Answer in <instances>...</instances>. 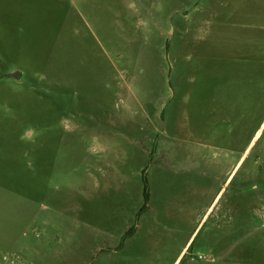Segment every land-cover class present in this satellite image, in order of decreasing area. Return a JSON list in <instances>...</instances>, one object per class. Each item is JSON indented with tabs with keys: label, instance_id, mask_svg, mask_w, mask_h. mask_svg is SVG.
I'll return each mask as SVG.
<instances>
[{
	"label": "rangeland",
	"instance_id": "rangeland-1",
	"mask_svg": "<svg viewBox=\"0 0 264 264\" xmlns=\"http://www.w3.org/2000/svg\"><path fill=\"white\" fill-rule=\"evenodd\" d=\"M260 167L264 0H0V264H172L231 173L177 264H264Z\"/></svg>",
	"mask_w": 264,
	"mask_h": 264
},
{
	"label": "crops",
	"instance_id": "crops-1",
	"mask_svg": "<svg viewBox=\"0 0 264 264\" xmlns=\"http://www.w3.org/2000/svg\"><path fill=\"white\" fill-rule=\"evenodd\" d=\"M231 175H232V173L229 175V177L227 179H222L221 180L218 190L216 191V193H215L214 197L212 198V200L207 204L206 209L203 212L200 220L198 221L195 230L191 233V235L189 236V238L185 242L184 246L182 247V249L180 250L179 254L177 255V257L175 258V260L173 261L172 264H177L178 261H180L179 263H181L182 260L184 259L185 253H187L189 251L188 250L189 248L187 249V247H188V245H189L194 233L196 232L198 227L201 225V223L206 218H207L206 220H208L211 217L213 212L216 210L219 201L224 196V194L227 192V189L230 187L232 181L234 180V179H230Z\"/></svg>",
	"mask_w": 264,
	"mask_h": 264
},
{
	"label": "flooded vegetation",
	"instance_id": "flooded-vegetation-1",
	"mask_svg": "<svg viewBox=\"0 0 264 264\" xmlns=\"http://www.w3.org/2000/svg\"><path fill=\"white\" fill-rule=\"evenodd\" d=\"M246 152H247V150H245L244 152H243V156L246 154ZM256 172V171H255ZM257 174H255L254 175V172L252 171L251 173H250V178H252V177H259L261 180H263L264 179V168L263 167H260L259 169H257V172H256ZM256 180L255 179H244V184L245 183H247V184H251V191H252V193L253 194H255V196H261V195H257V190L259 189V187H258V185L256 184V182H255ZM241 183V182H240ZM254 191V192H253ZM235 193H236V195H238L239 193H240V191L239 192H236V191H234ZM256 197V198H257ZM260 198V197H259ZM252 209H254V207H252ZM257 209V208H256ZM262 217L260 216V219H261Z\"/></svg>",
	"mask_w": 264,
	"mask_h": 264
},
{
	"label": "trees",
	"instance_id": "trees-1",
	"mask_svg": "<svg viewBox=\"0 0 264 264\" xmlns=\"http://www.w3.org/2000/svg\"><path fill=\"white\" fill-rule=\"evenodd\" d=\"M144 202H145V204H144V206L141 208V210H140V212H143L144 210H145V208H146V203H147V201H148V193H147V190H146V182H145V188H144ZM131 232L133 231V228L130 230ZM191 249V247H189V249L188 250H190Z\"/></svg>",
	"mask_w": 264,
	"mask_h": 264
},
{
	"label": "water",
	"instance_id": "water-1",
	"mask_svg": "<svg viewBox=\"0 0 264 264\" xmlns=\"http://www.w3.org/2000/svg\"><path fill=\"white\" fill-rule=\"evenodd\" d=\"M18 75L19 74L15 72V73L10 74V77L16 79L18 77Z\"/></svg>",
	"mask_w": 264,
	"mask_h": 264
},
{
	"label": "built area",
	"instance_id": "built-area-1",
	"mask_svg": "<svg viewBox=\"0 0 264 264\" xmlns=\"http://www.w3.org/2000/svg\"><path fill=\"white\" fill-rule=\"evenodd\" d=\"M201 256H199V258H200Z\"/></svg>",
	"mask_w": 264,
	"mask_h": 264
}]
</instances>
